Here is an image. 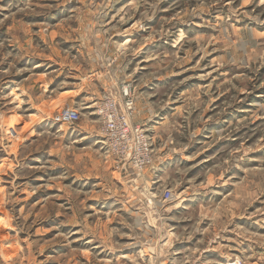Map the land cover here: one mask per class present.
I'll list each match as a JSON object with an SVG mask.
<instances>
[{
    "label": "rangeland",
    "instance_id": "rangeland-1",
    "mask_svg": "<svg viewBox=\"0 0 264 264\" xmlns=\"http://www.w3.org/2000/svg\"><path fill=\"white\" fill-rule=\"evenodd\" d=\"M237 258L264 264V0H0V264Z\"/></svg>",
    "mask_w": 264,
    "mask_h": 264
},
{
    "label": "built area",
    "instance_id": "built-area-1",
    "mask_svg": "<svg viewBox=\"0 0 264 264\" xmlns=\"http://www.w3.org/2000/svg\"><path fill=\"white\" fill-rule=\"evenodd\" d=\"M103 123L104 129L106 132V139L108 144L112 146H116L122 143L127 139L128 133L130 132L129 123L126 117L122 118H114L109 115L104 117L103 114ZM81 119V113L78 109L72 107H64L55 116V121L63 124H77ZM145 138V137H144ZM119 142V143H118ZM146 146V141L144 140V147ZM145 153H149V148H145ZM171 191L167 190L165 192V197L168 199L171 198ZM243 259L237 258L231 264H244Z\"/></svg>",
    "mask_w": 264,
    "mask_h": 264
},
{
    "label": "bare ground",
    "instance_id": "bare-ground-1",
    "mask_svg": "<svg viewBox=\"0 0 264 264\" xmlns=\"http://www.w3.org/2000/svg\"><path fill=\"white\" fill-rule=\"evenodd\" d=\"M232 262H230V264H231Z\"/></svg>",
    "mask_w": 264,
    "mask_h": 264
}]
</instances>
